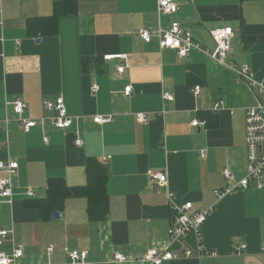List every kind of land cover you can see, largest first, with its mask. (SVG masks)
Segmentation results:
<instances>
[{"label": "crops", "instance_id": "1", "mask_svg": "<svg viewBox=\"0 0 264 264\" xmlns=\"http://www.w3.org/2000/svg\"><path fill=\"white\" fill-rule=\"evenodd\" d=\"M77 1V12L58 16L57 31L48 36L29 22L54 16V0H0V162L19 165L12 203L0 208V229L14 230L15 246L24 250L19 264H65V249L87 251L88 264H144L149 249L196 252L194 234L169 242V192L178 204L191 202L194 211H209L201 242L217 257L163 264H264V190L235 188L246 176V111L257 105L259 89L241 82L231 68L251 67L264 85V0H179V11L161 22L157 0ZM172 22L209 53L217 48L211 32L232 28L227 64L197 50L180 58L174 50H162L157 38L142 40V29L156 31ZM118 54L126 60L104 59ZM123 64L127 68L119 73ZM129 86L133 93L126 97ZM195 86L201 87L199 96L193 94ZM164 93L174 101L166 102ZM59 97L70 116L81 117L69 129H55L48 121L44 132L38 127L25 133L11 108L6 111V102L20 99L27 105L25 116L40 119L50 115L44 102ZM220 101L224 107L216 112ZM137 114H145L148 123H139ZM97 115H113L114 121L96 124ZM197 118L206 126L193 127ZM88 159L109 167L105 220L89 218L85 197L69 198L55 211L60 217L54 212L47 220L26 206L47 197L51 179L84 187ZM150 172L166 173L167 184L152 181ZM227 188H233L229 195L215 197L214 191ZM30 189L34 198L27 196ZM241 244L248 249L237 255ZM48 247L54 248L50 258ZM13 248L7 241L0 252ZM117 252L129 262H113Z\"/></svg>", "mask_w": 264, "mask_h": 264}, {"label": "built area", "instance_id": "2", "mask_svg": "<svg viewBox=\"0 0 264 264\" xmlns=\"http://www.w3.org/2000/svg\"><path fill=\"white\" fill-rule=\"evenodd\" d=\"M179 0H157V13L159 22L163 16L174 15L179 11ZM3 11L0 8V28H3ZM214 38L217 48L214 53H209L206 49L196 42L190 31L184 29L178 22H172L168 28H160L156 31L150 29H142L140 36L143 41L150 43L154 38L159 41L160 48L162 50L170 49L178 53L180 58H188L192 51H200L205 53L212 59L225 65L227 56L231 52V39L233 36L232 28H220L211 32ZM105 60L111 61L114 59L126 60L125 55H106ZM127 65L123 64L119 67L118 72L124 73ZM231 68L237 73L240 81L246 83L251 87H258V103L253 107H249L246 111V149H247V170L246 176L236 185L237 189H248L250 186L255 187L258 190H264V85L260 84L255 77V74L251 67L243 66ZM98 91L97 86H93L92 92ZM133 93L132 86L126 87L124 94L126 97H130ZM201 93V87L195 86L193 88V94L199 96ZM163 99L166 102L174 101V97L170 93H164ZM224 102L220 101L215 104V111H219L224 107ZM6 111L11 108L12 112L17 116V121L20 129L29 133L32 129L40 127L43 132L45 131L46 124L49 121L55 129L65 130L71 128L73 125L78 124L81 117H73L68 114L65 106V101L62 97H59L56 101L46 100L44 102L45 110L50 113L49 116L40 119H30L25 116L27 105L20 99L14 102H6ZM6 113L5 123L8 125L10 119ZM137 121L141 124H147L148 118L145 114H137ZM114 121L113 115H97L94 117V123L99 125H105ZM191 125L195 128H201L206 126V121L200 119H194ZM1 132V127H0ZM45 143H49L50 139L44 137ZM77 146H82L83 141L77 139ZM201 158L206 157L205 151H201ZM19 165L17 162H0V208L3 202L12 203L13 197V178L17 175ZM224 176L226 179H231L232 176L228 170H224ZM149 177L152 181L157 182L161 186H165L168 181V175L162 172H150ZM233 191V188H227L223 190L214 191V195L218 199H222L229 195ZM27 196L30 198L35 197L34 191L31 189L27 191ZM170 206L173 212V223L169 229V242L174 243L184 240L188 235L194 234L198 239V249L193 252L190 249H186L182 254L171 252L168 248L164 250L149 249L140 261L144 264H163L165 262L175 261L181 258L189 259L192 257L202 261L206 258H215L217 253L215 251L208 250L202 245V228L209 218V211H194L193 203L186 202L184 204H178L174 194L169 192L168 194ZM11 241L14 244L13 251L11 253L0 252V264H19V261L24 257V250L22 247L15 246L14 243V230L0 229V246L5 242ZM248 249L246 244H241L235 248L237 255H243ZM48 257H52L54 254V248L48 247L46 249ZM261 252L264 254V243L261 245ZM65 254L69 259L65 264H88V252L87 251H72L65 249ZM113 262L126 263L129 262L128 258L122 253L117 252L113 256ZM50 264V262L48 263Z\"/></svg>", "mask_w": 264, "mask_h": 264}, {"label": "trees", "instance_id": "3", "mask_svg": "<svg viewBox=\"0 0 264 264\" xmlns=\"http://www.w3.org/2000/svg\"><path fill=\"white\" fill-rule=\"evenodd\" d=\"M54 1V16L37 18L29 22V24L39 27L48 36L56 33L58 16L74 14L78 9L77 0ZM86 172L87 184L84 187L70 188L60 178L51 179L48 184L47 197L40 200L33 199L26 206L37 209L41 217L47 220L55 211L60 212L69 198L85 197L89 203V218L95 222L105 220L109 212V196L107 194V184L110 177L109 167L98 159H88Z\"/></svg>", "mask_w": 264, "mask_h": 264}, {"label": "water", "instance_id": "4", "mask_svg": "<svg viewBox=\"0 0 264 264\" xmlns=\"http://www.w3.org/2000/svg\"><path fill=\"white\" fill-rule=\"evenodd\" d=\"M54 217H55V218H59V217H60L59 213H58V212H55V213H54Z\"/></svg>", "mask_w": 264, "mask_h": 264}]
</instances>
